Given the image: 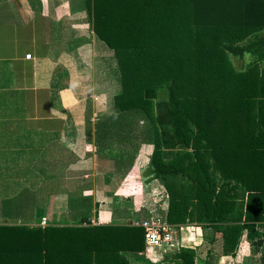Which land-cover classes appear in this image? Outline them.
Here are the masks:
<instances>
[{"label":"trees","instance_id":"1","mask_svg":"<svg viewBox=\"0 0 264 264\" xmlns=\"http://www.w3.org/2000/svg\"><path fill=\"white\" fill-rule=\"evenodd\" d=\"M79 1L95 40L113 57L118 83L113 112L94 123L97 171L127 173L139 146L152 145L148 166L167 195L162 220L208 224L221 233L225 252L246 230L258 249L264 242V0ZM245 54L252 59L234 68L230 56ZM6 91L0 105L13 94ZM90 125L87 108L89 145ZM51 129L44 128L45 137ZM42 145L41 157L25 158L19 178L25 173V181L0 166V215L32 218L40 193L23 184L32 171L29 180L36 182L60 166L64 187L67 166L78 157L53 139ZM46 150L56 154L47 158ZM24 195L25 204L18 202ZM91 209L90 196H71L63 218L89 224ZM144 251L143 229L128 224H0V264H132L123 253ZM168 254L160 264H195L193 249Z\"/></svg>","mask_w":264,"mask_h":264},{"label":"crops","instance_id":"2","mask_svg":"<svg viewBox=\"0 0 264 264\" xmlns=\"http://www.w3.org/2000/svg\"><path fill=\"white\" fill-rule=\"evenodd\" d=\"M31 1H37V3L39 1V8H41L40 11L42 12V16H48L49 11L51 10L56 12L57 18L62 17L63 21V15L67 16L65 17V19H67L65 22L66 31L69 39H73L69 44L73 45L74 43V45H77L79 42L76 38L81 37L84 38L82 45L60 55L59 59L55 58V63L68 65L69 69L66 73L56 72L53 69L50 71L52 67H50L51 63L47 54L40 57L37 53L32 50L30 51L29 49L26 51H19L18 48L20 44L15 42V39H13L14 36H9L8 34L11 31L12 34L19 33L21 31V25H17L16 27L9 25L10 27H7L6 30L7 33H4L0 37V45L3 46L0 50V59L10 60L11 65H13L12 69L22 77L24 86L25 79L29 81L28 86L32 83L34 84L33 87L28 88L34 90L36 98L39 95L46 97V99L48 98L47 100H44L46 102L44 108L42 109L40 106L41 112L46 116L44 117V121L46 122L42 126L44 128L53 127L50 131L51 133L57 132L58 134V131L60 130L59 136L52 139L69 147L74 154L78 155V161L71 164L66 170L65 182L68 181H66L67 177L74 176L75 178H73L75 180H80V183L74 185L75 181L72 185L65 184L63 189L55 191V194H49L42 198V201L40 200L36 207V210H39L40 212L42 211L37 222L31 219H11L0 215V224L17 223L30 226L37 225L41 227L91 226L104 224H128L134 226L132 222L147 218L142 217V214L138 212L140 211V208L137 206L139 203L138 200H135L136 183L127 180L125 174H104V176L106 175L108 178H111L109 176L115 177L117 182L115 187H110L108 185L101 186L97 180V176L100 173L96 168L95 149L93 148L91 150V154H89L88 157H86L85 154V147L87 146L84 137L85 111L87 103L86 97L89 93L87 91L89 90L91 96H96L98 99V102L91 100V104L89 103L90 106L87 107L92 114L99 111L96 108L102 105L99 103L100 98L101 102L104 101V97L108 92L106 91L107 89L103 90V88H100L99 93L98 86L94 79V69L91 68L92 66L90 67V61L93 62L95 60V52L97 53L98 49L102 52V44L95 40L93 30L90 31L87 29L89 33H85L83 29L79 28V24L82 25V23H79L76 16H72L75 15L76 12L72 13L70 10H65V8L68 7L69 0H0V16L4 18V22L9 20L8 17L11 14L23 18H25V16L30 17L33 11V9L31 10ZM12 20H14V17H12L11 22ZM27 22L29 21L25 19V23ZM4 25L7 24H0V28ZM30 40H32V38H30ZM96 44L98 47L95 49ZM32 46L34 47V44H32ZM27 53L33 56L32 60L25 59V54ZM63 56H67L68 64L62 60ZM52 64L55 66L54 63ZM88 65L90 68H88ZM41 78L45 80L46 83H43ZM62 78H65L63 86H61L62 83L60 82ZM47 80H49V83ZM39 82L42 83L38 84ZM92 126H94L93 122ZM93 128L94 127H92V141L94 140ZM91 144L93 145V143ZM80 174H83L87 179H83V176L80 177L81 179H77L79 176L76 175ZM106 176L105 179L103 178V183L108 180ZM78 194L91 197L92 209L89 224L86 222L79 223L72 218H63V215L66 214L68 210L69 198L73 195L77 196ZM40 203H42L41 207H39ZM48 204L49 207H51L50 212L48 209H45L46 207L48 208ZM43 220L45 223H43ZM194 223H196V221ZM183 224L185 225V223H179L177 225ZM202 226L205 229L213 228L206 223H203ZM262 227V225L257 226L259 231ZM203 228L200 229L201 232L204 230ZM219 235H221V233L216 231V236ZM219 246V251H216L215 249L210 250V248H208L209 250H206L204 254L198 253L199 251L194 250L195 264H264V242L258 249H254L252 240L247 236L246 230L243 231L238 243L232 251H223L222 241ZM170 251L171 250H158L157 254L149 253L147 251L139 252L138 254L130 252H125L123 254L127 256L132 264H147L148 261L153 264H160Z\"/></svg>","mask_w":264,"mask_h":264},{"label":"rangeland","instance_id":"3","mask_svg":"<svg viewBox=\"0 0 264 264\" xmlns=\"http://www.w3.org/2000/svg\"><path fill=\"white\" fill-rule=\"evenodd\" d=\"M41 2V1H40ZM32 6L31 10L32 15L30 17L25 16V18L21 16H15L14 14H11L8 17V21L4 22V18L0 16V24H7L0 28V37L5 33H7V27L17 25H21V31L19 33H13L12 31L8 34L9 36H14L13 39H15V42L19 45V51H26L29 49L30 51H34L39 55L40 57H43L45 54H47V57L51 63L50 67L52 71L55 70L56 72H63L66 73L69 69L68 65L59 63H55V58L60 57V55L69 52L73 49H76L75 47H78L82 45L84 38H76V40L79 42L77 45H71L69 44L70 40L66 31V21L65 15L64 21L63 18H57V14L54 11H49L48 16H42L41 11L39 8V1H31ZM42 3V2H41ZM41 6V4H40ZM70 8V9H69ZM65 10H70L72 13H75L76 19L79 21V23H82V25L79 24V28L83 29L85 33H89L87 29L90 31L91 24L89 20L87 19L86 12L81 10V2L79 0H69L68 7L65 8ZM37 11V12H36ZM28 13V12H27ZM25 13V14H27ZM67 15V14H66ZM14 17V20L11 19ZM25 19H27V23H25ZM69 22V21H68ZM10 25V26H9ZM16 29V28H15ZM17 31V30H16ZM69 31V30H68ZM91 33V32H90ZM32 38V40H30ZM77 43V42H76ZM34 44V47L32 46ZM2 45H0V50ZM6 47V46H5ZM74 47V48H73ZM98 47V45H95V49ZM102 52L97 50V53L95 52V60L92 62L90 61V67L94 69V75H95V81L96 85L98 86V91L100 93V88L107 89L108 91L106 93V96L104 97L105 100L100 102L102 105L98 108L99 110L97 113H90V128H91V138H92V122L95 123L96 119L100 115L104 114H111L113 112V95L116 93L118 87V83L115 77V74L112 73V65H113V57L111 53L105 49L104 46H102ZM94 49V50H95ZM99 51V54H98ZM1 52V51H0ZM31 58H28L29 60H32ZM25 59L26 54H25ZM112 59V60H111ZM252 57L249 54H245L243 57H236V56H230L231 63L234 68L240 69L245 64H247ZM61 60V59H60ZM62 60L64 62H67V56H63ZM92 62V63H91ZM54 63L55 66L52 64ZM13 65H11L10 60H1L0 59V91L1 92H7L6 90H13V94L5 99V104L0 105V166L4 168L5 174L14 173V178L16 179L18 177V181H25L22 179H19L21 177L22 171L25 170V158H27L30 163L33 162V160L36 157H41L40 150L42 149V144H44L46 141L52 140V138H56L60 134V130L57 132H49L47 137H45L43 134L44 127L42 126L45 124L46 121H44L45 114L41 112V108H44L45 101L47 100L46 97H43L39 95L37 98L35 97V93L33 89H29L28 87H33V83L28 86L29 81L25 79V86L23 85V79L22 77L14 72L12 69ZM88 65V68H90ZM112 70V71H110ZM114 74V75H113ZM42 79V78H41ZM48 79V78H47ZM43 80V79H42ZM65 78H62L60 82L62 83L61 86L64 84ZM49 83V80H47ZM43 83H46L45 80L42 81ZM39 82L38 84L42 83ZM51 83V79H50ZM114 84V85H113ZM50 85V84H49ZM60 86V87H61ZM25 87V88H23ZM97 88V87H96ZM46 90V89H45ZM89 92L86 97V111L87 107L90 106L91 100H94V102H98V99L96 96H91V92ZM105 93V92H104ZM95 95V94H94ZM71 98V97H70ZM39 103V104H38ZM90 103V104H89ZM41 106V108H40ZM55 118V117H54ZM93 120V121H92ZM94 130V128H93ZM57 134V135H55ZM85 137V136H84ZM94 139V136H93ZM94 141V140H93ZM91 139V143H93ZM87 142V140H86ZM25 144H31V146L34 147V150L31 153V148L26 147L25 152ZM94 145V143H93ZM92 144H88L85 147V154L87 151L90 152L95 146ZM69 148V147H67ZM139 152L137 156L135 157V160L133 161V164L127 173H113L109 171H103L100 172V174L97 176V180L101 186L108 185L110 187H115L116 185V178L109 176L111 178L107 177V181L104 183L103 178L105 179L104 174H125V178L127 180L133 181L136 183V192H135V200H138L137 206H139L140 211H138L140 214H142V217H147V219H157L162 217L163 210L167 206V195L165 191V187L163 186L162 182L155 179L153 177V172L151 168L148 166V160L149 156L152 152V145H141L139 146ZM53 150V149H52ZM46 153L49 154V156H46L47 158L50 156L52 157V154L55 155L56 153H52V151L46 150ZM140 154V155H139ZM77 157L78 155L75 154ZM78 161V160H77ZM76 161V162H77ZM74 162V163H76ZM71 163V164H74ZM71 164H69L67 167H69ZM66 167V168H67ZM97 168V166H96ZM212 173H214L213 169L210 170ZM36 173L35 171H32L29 173V175H26L28 178V181L23 184H26L30 188L35 189L38 193H40L38 199L39 201H42V198L46 195L51 194L50 191L53 189H63V183L62 180L65 171L62 170L60 166L51 168L48 171V176H43L42 173H40L39 178L36 182L29 180L31 178V174ZM62 173L64 175L61 178ZM215 174V173H214ZM79 176L77 179H81L80 177L83 176V174L76 175ZM48 178L45 182L44 180ZM74 177V176H73ZM73 177H67L66 181H64L65 184L69 185H78L80 183V180H75ZM44 178V180L42 179ZM83 179H87V177H82ZM217 180V176L215 178ZM10 179L4 180V182H9ZM43 181V186H41V183ZM220 182V181H219ZM1 187V184H0ZM55 194V190L52 191ZM86 192V191H85ZM52 193V194H53ZM7 194V192H2V195ZM1 195V193H0ZM75 196V195H73ZM23 204H25V195L24 197H21V199L18 201ZM236 202H240L239 198H236ZM73 204H78L77 201L73 202ZM141 204V205H140ZM42 206V203L39 204V207ZM45 209L50 212L51 207H49V204L47 205ZM50 208V209H49ZM40 212L39 210H35V213L32 215L31 220L37 222L40 218ZM29 219V220H30ZM195 219V218H194ZM189 219L185 221V225H179V238H180V245L179 248H188L193 249L195 251H199L198 253L206 252V250L215 249L216 251L220 250L221 245V236H216V231L211 229H205L203 228V223L194 220ZM25 220V219H23ZM76 221V220H75ZM196 221V223H194ZM190 223V224H186ZM202 227L204 230L201 232L200 228ZM158 253V252H154ZM143 254V253H142ZM161 255V253H160ZM143 256V255H142Z\"/></svg>","mask_w":264,"mask_h":264},{"label":"built area","instance_id":"4","mask_svg":"<svg viewBox=\"0 0 264 264\" xmlns=\"http://www.w3.org/2000/svg\"><path fill=\"white\" fill-rule=\"evenodd\" d=\"M26 58H31V55L27 53ZM43 223H45L44 220ZM132 224L143 229L145 251L154 254L158 250H173L179 248V225L169 223L161 218H142L132 222Z\"/></svg>","mask_w":264,"mask_h":264}]
</instances>
